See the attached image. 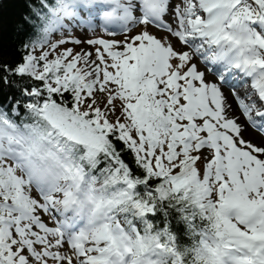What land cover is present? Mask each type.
<instances>
[{
	"label": "snow or ice",
	"instance_id": "obj_1",
	"mask_svg": "<svg viewBox=\"0 0 264 264\" xmlns=\"http://www.w3.org/2000/svg\"><path fill=\"white\" fill-rule=\"evenodd\" d=\"M0 264H264V0H0Z\"/></svg>",
	"mask_w": 264,
	"mask_h": 264
}]
</instances>
